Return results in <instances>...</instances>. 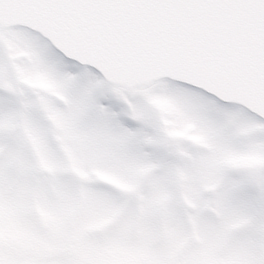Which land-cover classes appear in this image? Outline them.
<instances>
[{
	"label": "snow or ice",
	"instance_id": "1",
	"mask_svg": "<svg viewBox=\"0 0 264 264\" xmlns=\"http://www.w3.org/2000/svg\"><path fill=\"white\" fill-rule=\"evenodd\" d=\"M149 187L264 264V0H0V264H78Z\"/></svg>",
	"mask_w": 264,
	"mask_h": 264
},
{
	"label": "rangeland",
	"instance_id": "2",
	"mask_svg": "<svg viewBox=\"0 0 264 264\" xmlns=\"http://www.w3.org/2000/svg\"><path fill=\"white\" fill-rule=\"evenodd\" d=\"M26 82L35 87H46L44 82L40 80ZM161 110L167 111L168 109L162 105ZM186 132L187 128L173 127L170 135L183 137ZM188 138L193 142L200 140L199 137L195 136ZM34 149L37 156L40 157L39 145L36 142H34ZM244 162L252 164L258 161L247 158ZM40 163L41 167H47L42 158ZM96 175L125 191L130 190L127 185L115 177L100 172H97ZM179 187L186 197L185 202L193 207L190 196L195 192V189L188 182H182ZM138 199L140 201L138 206L139 226H135L134 230L130 231V218L125 216L121 218L117 230L110 237L95 245L83 242L78 234V229L74 232V243L71 245V251L78 264H245L240 255L234 254L231 247L226 249L222 256L217 255L218 236L211 231L207 234H201L192 224V218L187 214L182 218L173 206L164 207L162 221L156 217L154 223L153 213L159 209L161 204L163 205V202L166 203L169 200L167 194H161L156 189L149 187L144 194L139 195ZM213 209L215 210V208ZM40 214L49 222L55 223L54 217L48 216L43 211ZM69 214H71V210H69ZM105 220L107 219L97 217L88 227L98 229ZM157 220L162 227L161 230H158V223L156 227ZM185 222L191 225V231L183 239H178V235L183 232ZM157 234H161L162 241L155 242L159 240ZM239 243L236 242L237 245ZM175 255L177 256L175 257Z\"/></svg>",
	"mask_w": 264,
	"mask_h": 264
}]
</instances>
